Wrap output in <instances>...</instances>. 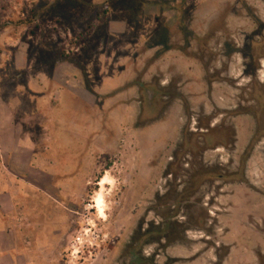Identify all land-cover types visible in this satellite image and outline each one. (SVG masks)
Segmentation results:
<instances>
[{
	"label": "rangeland",
	"instance_id": "374dc122",
	"mask_svg": "<svg viewBox=\"0 0 264 264\" xmlns=\"http://www.w3.org/2000/svg\"><path fill=\"white\" fill-rule=\"evenodd\" d=\"M0 264H264V0H0Z\"/></svg>",
	"mask_w": 264,
	"mask_h": 264
},
{
	"label": "bare ground",
	"instance_id": "6f19581e",
	"mask_svg": "<svg viewBox=\"0 0 264 264\" xmlns=\"http://www.w3.org/2000/svg\"><path fill=\"white\" fill-rule=\"evenodd\" d=\"M107 185V183L104 181V179L101 181V183L99 184V186L100 187H105ZM102 205H101V200H99V207L98 208H100V210H102ZM97 207H95V209H96Z\"/></svg>",
	"mask_w": 264,
	"mask_h": 264
}]
</instances>
